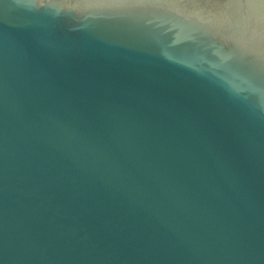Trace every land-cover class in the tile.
I'll return each instance as SVG.
<instances>
[{"label": "water", "instance_id": "obj_1", "mask_svg": "<svg viewBox=\"0 0 264 264\" xmlns=\"http://www.w3.org/2000/svg\"><path fill=\"white\" fill-rule=\"evenodd\" d=\"M0 264H264V0H0Z\"/></svg>", "mask_w": 264, "mask_h": 264}]
</instances>
